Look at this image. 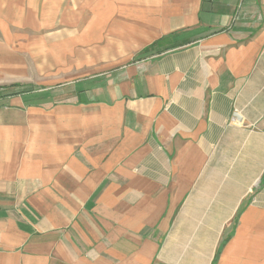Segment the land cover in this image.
I'll return each instance as SVG.
<instances>
[{
	"label": "crops",
	"instance_id": "0c3cea01",
	"mask_svg": "<svg viewBox=\"0 0 264 264\" xmlns=\"http://www.w3.org/2000/svg\"><path fill=\"white\" fill-rule=\"evenodd\" d=\"M0 5V264H264V0Z\"/></svg>",
	"mask_w": 264,
	"mask_h": 264
},
{
	"label": "rangeland",
	"instance_id": "374dc122",
	"mask_svg": "<svg viewBox=\"0 0 264 264\" xmlns=\"http://www.w3.org/2000/svg\"><path fill=\"white\" fill-rule=\"evenodd\" d=\"M12 8L11 7H8V6H2L0 5V52L3 51V48H4V44H5V40L6 41H16V45L18 50L21 51V45L19 44L20 41H22V39L20 38V36L18 38H7L5 36L6 32L9 30L10 28V24H9V21L11 22H15L17 23L18 25V22L17 20H19L20 17H22V13L19 12L20 14L16 13L15 10L10 11ZM8 13H11V14H8ZM23 17L25 18H35V16L33 14H31L30 16L27 17V15H24ZM5 21H8V22H5ZM12 28L15 30V31H21L20 29H23L21 28L19 25L18 27L17 26H12ZM20 32H16V35H19ZM25 42L27 39H24ZM3 47V48H2ZM20 47V49H19ZM10 91V90H9ZM8 90H1V93H7L9 92Z\"/></svg>",
	"mask_w": 264,
	"mask_h": 264
},
{
	"label": "trees",
	"instance_id": "16d2710c",
	"mask_svg": "<svg viewBox=\"0 0 264 264\" xmlns=\"http://www.w3.org/2000/svg\"><path fill=\"white\" fill-rule=\"evenodd\" d=\"M37 87L34 84H14L11 86L0 87V90H10L7 93H1L0 97L12 96L15 94H25L27 92L33 91Z\"/></svg>",
	"mask_w": 264,
	"mask_h": 264
}]
</instances>
